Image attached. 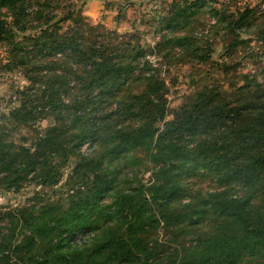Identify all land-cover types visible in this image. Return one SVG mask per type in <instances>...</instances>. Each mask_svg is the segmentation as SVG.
Returning <instances> with one entry per match:
<instances>
[{
    "label": "rangeland",
    "instance_id": "rangeland-1",
    "mask_svg": "<svg viewBox=\"0 0 264 264\" xmlns=\"http://www.w3.org/2000/svg\"><path fill=\"white\" fill-rule=\"evenodd\" d=\"M26 10L19 27L9 10L0 12L7 38L0 40V141L12 142L6 153L15 158L8 173L0 167V264H126L119 255L108 261L107 252H92L120 235L125 219L113 213L115 197L127 194L136 205L142 191L158 201L134 221L132 239L161 250L158 264H201L203 250L223 239L227 224L236 238L228 245L238 251L234 260L252 262L251 241L236 242L252 222L264 225V143L232 135L212 150L202 141L213 133H185L174 151L165 150L159 135L203 92L239 106L243 122L260 127V113L251 110L264 104V0H30ZM78 20L89 34L95 29L115 44L133 39L145 52L144 76L163 86L154 91L137 83L130 91L151 93L160 112H123L130 98H90L84 119L72 116L79 100L75 57L71 50L44 51L32 38L65 34ZM11 42L21 51L12 52ZM50 70L67 76V93L55 96L46 82H30ZM88 118L90 131H80ZM50 128L58 142L42 144ZM140 133L137 142L129 139ZM18 147L35 162L26 171ZM160 204L167 211L159 225ZM19 237L22 248L12 246ZM223 250L209 253L226 258Z\"/></svg>",
    "mask_w": 264,
    "mask_h": 264
},
{
    "label": "trees",
    "instance_id": "trees-1",
    "mask_svg": "<svg viewBox=\"0 0 264 264\" xmlns=\"http://www.w3.org/2000/svg\"><path fill=\"white\" fill-rule=\"evenodd\" d=\"M29 2L30 0H0V12L3 9L9 10L13 18L14 26L19 27L18 24L23 22L28 16V14H26V9ZM75 24V28L70 29L69 32L62 35L56 32L46 33L47 31H44L42 35L33 36L32 38L34 40V46L40 45V48L44 49V51L48 50L53 53H62L65 55L68 50H71V53L75 57L73 65H75L77 69H75L73 73L70 71V73L76 85L75 88H77V98H79V100L75 101L78 108L75 106L71 108L72 116L79 120L84 119L87 115H85V109L90 107V98L96 100L99 98L100 102H107L110 100L121 102V100L130 98V102L126 104L125 108L122 110L123 112L132 113L137 111L139 114H154L160 112L159 109H155V107H159V104L154 105V101L148 98L151 93L146 95V92L137 94L130 91L132 85L137 83H143L146 87L148 86L149 90L153 88L154 91L163 86L162 83L156 81L153 77L144 76L146 73L144 72L146 71L144 69L145 65H142L139 60L145 57V52L138 45L131 43L133 39L115 44L111 40L106 41L103 35L94 31L95 29L89 34L87 29L90 31L91 28H88L86 24L80 23V20L76 21ZM19 30L21 31V29ZM2 31L4 30L1 25L0 40H5L7 38L3 36ZM8 38L10 40L12 39L11 36ZM11 43L13 48L12 52L21 51V46L18 42ZM20 64H23V60L20 61ZM140 65H142V67L138 69ZM135 72L137 74H135ZM68 80L67 76L57 75L53 73L52 70L49 71V74L36 75L34 78H30L31 83L36 81L46 82V87L48 88L46 92L48 93L51 92L54 87L53 95L55 96L61 93H67L68 87L66 84ZM21 110L18 112H21ZM78 111H80L81 114H78ZM251 111L252 115L255 114V112L260 113L258 118H262V123L259 128L243 122L246 118L242 116L243 109L239 108V106H223L216 103L212 93L203 92L197 96L188 110H184L182 116L176 117L167 125L164 132L159 135V140L165 139L164 141L166 142L163 145L165 150L173 149L174 151L179 150L176 149V141L181 139L185 133H187V135H206L207 133H213L211 134L212 136H207V138L202 141L203 145L211 146L212 150L219 144L231 139L232 135H236V139H240L241 141L251 139L252 145L254 143H264V104L255 107V109ZM21 120L26 121L24 115ZM85 121L86 124L82 122L84 126L80 125V131H90V128H88L90 118ZM97 128H101L100 124ZM96 131L97 129L94 130L93 134ZM141 134L142 133L133 135L129 139L137 142ZM56 137L55 128H50L46 132V136L40 140L42 144H55L58 142V140L55 139ZM64 142L65 140H63V143ZM199 146L201 145L199 144ZM11 147H13L12 142L0 141V167H2V171H6V173L9 172L7 169L10 164L15 161L13 154L9 152V156L8 153H6V148ZM117 147H120V145ZM16 149L19 152L17 153L18 157L19 154H22L19 162V165H22V171H26L35 164V162L30 159L27 150L22 147ZM260 161L264 162V157ZM209 164L211 165V163ZM140 190L142 191V188ZM174 190L170 191L169 194L173 193ZM220 195L221 194L218 193L212 194L211 196L219 197ZM141 196L142 200L136 203V205H133V197L127 194H119L115 197L114 202L111 204L113 213H122L125 222L122 223L123 226L120 235L115 240L97 246L92 252L93 255L98 253L103 255L107 252L105 258L108 261H113V256L119 255L122 263L126 264L132 261L135 262V264H158L157 255H159L161 250L156 251L154 247H150V244L144 242L140 243L132 239L136 231V227L133 225L134 221L137 220L139 214L144 210L146 205H154L158 201L153 196H151L152 199L149 198L143 191ZM89 202L90 198L86 199L82 206L87 205ZM166 202H168V200H166ZM237 209L239 211L242 210L240 206H238ZM166 211L164 205L160 204L158 213H156L157 217L154 220L155 223L159 225L165 223ZM236 216V213L233 214L231 220ZM241 216L245 221V214L242 213ZM180 217L178 216L177 218L179 219ZM178 219L177 221H179ZM77 227H81V224H78ZM140 228L142 229L143 226ZM228 229L227 224L226 230L222 235L223 239L218 242L213 241L210 243L208 249L206 248V250H203L201 264H207L209 260L216 264H239V262L234 260L239 255L238 251L229 250L228 248L231 240L236 239L234 238V234L228 233ZM246 240H250L252 243L251 249L254 260H252V262H242L241 264H264V225L259 226V224L252 222V225L249 224L248 229L244 230V234L239 236L236 243L243 241L242 247H244ZM25 244L26 241L23 239L21 240V237H19V240L16 239L12 246L22 248ZM219 249H225L223 251L228 253L226 258H222L220 255L210 256L209 251L212 253L214 252L215 255L219 253ZM4 252L5 250L0 251L1 254ZM176 255L178 254L176 253ZM31 264L43 263L35 261ZM180 264H183V260Z\"/></svg>",
    "mask_w": 264,
    "mask_h": 264
}]
</instances>
